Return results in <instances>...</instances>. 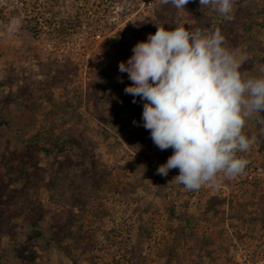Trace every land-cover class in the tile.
<instances>
[{
  "label": "rangeland",
  "instance_id": "obj_1",
  "mask_svg": "<svg viewBox=\"0 0 264 264\" xmlns=\"http://www.w3.org/2000/svg\"><path fill=\"white\" fill-rule=\"evenodd\" d=\"M189 3L0 0V119L12 117L0 129V264H264L257 114L242 129L244 173L189 191L172 181L178 169L156 173L173 150L154 145L143 102L124 92L119 63L160 26L219 29L246 57L242 78L264 77V0H236L231 21ZM13 17L22 23L10 32ZM34 221L44 232L56 222L61 242L39 247L26 232ZM78 226L76 242L66 232Z\"/></svg>",
  "mask_w": 264,
  "mask_h": 264
},
{
  "label": "clouds",
  "instance_id": "obj_2",
  "mask_svg": "<svg viewBox=\"0 0 264 264\" xmlns=\"http://www.w3.org/2000/svg\"><path fill=\"white\" fill-rule=\"evenodd\" d=\"M160 2L184 9L190 0ZM235 2L199 0L228 21L234 19ZM21 23L13 17L8 30L17 31ZM245 60L224 46L219 29L206 33L160 26L119 63V71L132 82L125 94L133 103L136 97L143 102L142 126L159 150H173L157 174L166 177L178 169L172 181L194 191L219 187L221 178L244 173L249 161L237 153L247 152L252 143L242 132L245 121L255 113L256 122L264 125V77L242 78Z\"/></svg>",
  "mask_w": 264,
  "mask_h": 264
},
{
  "label": "trees",
  "instance_id": "obj_3",
  "mask_svg": "<svg viewBox=\"0 0 264 264\" xmlns=\"http://www.w3.org/2000/svg\"><path fill=\"white\" fill-rule=\"evenodd\" d=\"M189 8L191 10H193L194 12H197V13L200 12L202 9L201 6H197L194 3H191V4L189 3ZM204 10H205V8H204ZM261 116H264V112H261ZM10 120H12V117L6 118V119H0V129L4 130L6 128V126L9 124ZM39 134L40 133L38 132L35 135L29 137L26 141V145H29L28 144L29 142L34 141L36 139V137H38ZM43 148H44V150L49 151L47 144H44ZM23 173L25 174L26 171H24ZM169 212H170V214L173 213V205L170 206ZM34 222H32L30 224V226L28 227V231H26V232L29 234V236H31L32 238L37 240L36 242L39 244V247L48 246L51 242L58 243V244L61 242L62 233L60 231V226H58L56 224V222H54V224H53L54 226L52 225V227H50L46 232L42 231L41 228H38L39 224H37L36 222L34 223ZM66 233L69 235L75 234L76 236L74 237V239L76 238L77 239L76 242H79L81 237L83 236V229L81 228V226H78L75 229H68ZM17 243H18V246H21V247L23 246V242L21 240H17ZM28 249L33 251L32 248H28ZM137 263L138 262H136L134 264H137Z\"/></svg>",
  "mask_w": 264,
  "mask_h": 264
},
{
  "label": "built area",
  "instance_id": "obj_4",
  "mask_svg": "<svg viewBox=\"0 0 264 264\" xmlns=\"http://www.w3.org/2000/svg\"><path fill=\"white\" fill-rule=\"evenodd\" d=\"M96 36H98V35H96Z\"/></svg>",
  "mask_w": 264,
  "mask_h": 264
}]
</instances>
